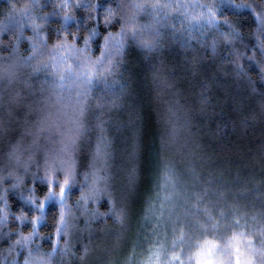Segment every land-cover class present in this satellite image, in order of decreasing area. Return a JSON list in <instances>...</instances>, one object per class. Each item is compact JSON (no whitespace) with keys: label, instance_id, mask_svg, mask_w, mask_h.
Returning a JSON list of instances; mask_svg holds the SVG:
<instances>
[{"label":"trees","instance_id":"1","mask_svg":"<svg viewBox=\"0 0 264 264\" xmlns=\"http://www.w3.org/2000/svg\"><path fill=\"white\" fill-rule=\"evenodd\" d=\"M12 55L24 64L0 84V208L6 201L9 213L0 264H122L153 203L162 248L171 239L165 216L186 211L176 196L162 210L165 168L189 191L194 182L207 191L217 234L238 231L239 220L260 247L264 0H0L1 63ZM102 143L106 155L97 154ZM69 162L66 234L57 243L60 212L50 207L38 237L17 245L33 226L14 217L38 215L21 199L33 188L42 199L35 180ZM112 205L123 222L107 215Z\"/></svg>","mask_w":264,"mask_h":264},{"label":"snow or ice","instance_id":"2","mask_svg":"<svg viewBox=\"0 0 264 264\" xmlns=\"http://www.w3.org/2000/svg\"><path fill=\"white\" fill-rule=\"evenodd\" d=\"M224 10L228 11L227 8ZM247 11L250 12L251 9ZM254 22H259V20L254 17ZM87 45L88 41H85V48L81 49V51H85ZM261 71H264V69ZM106 153L107 144L98 145L97 154L106 155ZM165 172L162 190L170 194L163 198L164 202L171 204L173 202L172 197L176 196L186 208V211L183 214V218L172 217L171 213H169L167 217L171 226L169 248L154 247L146 250L150 252V255H147L146 264H253V258L258 260V264H264V239L259 241L260 247H254L251 234L242 230L244 225L239 220H233L232 222V227L238 229V231H232L227 237L217 234L218 222L215 221L209 210V202L206 199L208 196L207 191L203 188L197 190L196 183L198 182H194L192 190L189 191L179 185L173 169L165 168ZM60 176H63L62 182L59 178ZM129 178L133 182L136 181L135 167L131 170ZM99 180L100 178L94 175L92 185V193L94 195L89 197L94 202L101 195V189L96 186ZM35 184L44 186L46 194L43 198L37 201L35 199V188H33L31 190L33 193L32 197L21 199V202L28 205L38 215L31 221H28L26 216L14 217V219L21 222H29L33 226L32 235L21 236L16 241V244L21 247H25L32 239V236L38 237L37 226L43 222L46 210L50 207H58L60 212L55 230L57 243L66 234V214L70 215V212H66L67 200L72 194L75 185L72 163L69 162L66 167L62 168L57 177H53L49 173L44 178H37ZM4 203L5 208H0V212L3 213L0 216V223L6 222L9 216L6 210V201ZM95 215L102 217L105 214L97 212ZM107 215L114 217L117 222H123L125 219L123 209H118L115 205L111 206ZM152 235L156 236L157 231H154ZM209 236L213 238H208ZM148 242L151 243L152 241L149 240ZM155 243L160 244V241L157 240ZM24 264H30V261L26 259ZM39 264H49V262L41 258Z\"/></svg>","mask_w":264,"mask_h":264},{"label":"rangeland","instance_id":"3","mask_svg":"<svg viewBox=\"0 0 264 264\" xmlns=\"http://www.w3.org/2000/svg\"><path fill=\"white\" fill-rule=\"evenodd\" d=\"M11 58H12L11 59L12 62L5 66L1 63V59H0V84L1 85L3 84V82H5L4 76H2V74L8 75L10 71L18 67V64L20 65L24 64L22 63L23 61L16 55H12ZM42 92L44 91L41 87V93ZM43 98H44L43 100H45L44 105L46 106V109H48L47 111H49V107H47L49 105L48 102L50 101L48 100L49 95L47 97V95L44 94ZM51 112H52V108H51ZM42 116H40V118H42ZM19 123L20 121L17 124ZM161 195H162L161 202H164L163 194ZM162 205H163L162 210H166L169 207V204L165 202ZM157 208L155 207V204L153 203L147 210V215L145 216L144 224L141 225V228L135 232L136 238L133 243L134 246L132 247L133 251H130V254L128 255L127 259H126V256L122 254V256H124L122 264H146L147 255H150V252H147L146 250L153 249L154 247H156L157 244L155 243V241L159 240V238H155V236L152 235V233L156 231L157 223L160 220H162V218H159V212H158L159 210H157ZM165 221H167V216H165ZM149 240H151L152 242L149 243L148 242ZM167 247H169V243L166 241L162 248L167 249ZM112 261L113 259L111 260V263Z\"/></svg>","mask_w":264,"mask_h":264}]
</instances>
